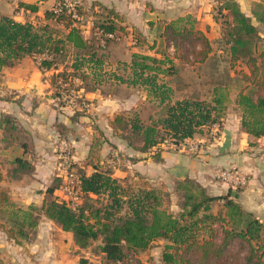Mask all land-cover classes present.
<instances>
[{"label":"trees","instance_id":"trees-1","mask_svg":"<svg viewBox=\"0 0 264 264\" xmlns=\"http://www.w3.org/2000/svg\"><path fill=\"white\" fill-rule=\"evenodd\" d=\"M224 3L228 9L227 13L222 14L225 17L224 37L230 44L231 57L239 59L245 56L249 68V71L243 72L247 85L239 90L235 101L241 110L244 129L260 137L264 135V49H259V45L251 41L258 32L253 17L242 10L237 0ZM97 4L107 15V19L99 24L102 36L109 39V33L125 29L114 7L101 2ZM24 5L34 11L38 9L36 4ZM82 13V7H78L77 14L80 16ZM254 13L264 23V11L254 8ZM185 16L170 20L161 28L159 34L165 42L162 56L133 52L129 65L132 75L128 80L120 78L131 84L142 85L150 96L166 105V113L158 122L151 124H145L138 112L130 119L120 113L114 117L113 124L117 123L118 127L130 125L132 134L140 139V143L130 139L129 144L141 151L157 146L168 137L177 145L181 139L193 136L204 126L221 123L227 113V96L223 90L217 88L210 99L183 97L172 101L174 89L160 77L176 71V58L197 63L205 61L213 51L209 36L195 25L191 15H187L191 21L189 24L179 23ZM45 17L46 20H62L68 28L65 35L58 34L48 22L37 25L33 21H20L7 15L0 18V73L25 55L39 57L44 70L59 69L51 75L55 86H60V80L72 84L74 77H80L81 69L83 76L87 73L94 76L101 70L105 71V59L100 52L104 50L105 44L86 38L80 25L66 10L56 12L54 7L47 9ZM192 38L201 39L202 43L184 49L181 40ZM250 42L251 45H248ZM169 47L173 48V53ZM69 48L75 50V57L70 64L65 58ZM80 114L86 112L77 109L72 117ZM2 121L16 128L12 115H3ZM94 127L96 130L99 125ZM59 130L60 134H65L70 129L60 123ZM121 136L127 137L124 134ZM99 145L94 131L87 159L83 167L77 169V173L83 195L91 197L107 193L110 201L103 208L94 207L85 201L74 209L62 196L63 177L58 172L59 183L49 185L46 189L53 195L51 199L46 200L45 197L40 207L30 204L27 208L13 210L19 225L18 231L22 235L28 236L24 227L26 224L30 227L39 224V215L33 210L41 208L64 230L72 231L80 247H88L93 240L102 237L99 250L107 264H147L139 254L160 237L168 239L161 254L164 264H264V220L233 198L232 191L229 196L212 195L199 181L186 177L176 181L178 188L185 189L182 211L168 210L163 207L159 185L145 180L144 184L137 185L133 190L127 185L131 184L130 177L119 178L113 174V169H103V160L97 153ZM96 157L97 161L94 160ZM90 159L93 162L88 163ZM15 161L25 170L33 167L25 158L18 157ZM88 166L93 167L91 173L87 171ZM192 187H197L198 191L192 190ZM3 201H9L5 189L0 190V204ZM125 204L128 211L121 214L118 210ZM215 204L217 207L214 210ZM201 229L203 233L200 238L197 234ZM82 262H88V259L83 258ZM0 264H9L1 254Z\"/></svg>","mask_w":264,"mask_h":264},{"label":"crops","instance_id":"crops-1","mask_svg":"<svg viewBox=\"0 0 264 264\" xmlns=\"http://www.w3.org/2000/svg\"><path fill=\"white\" fill-rule=\"evenodd\" d=\"M56 1L0 0V18L7 15L16 20H29L37 24V18L46 20L45 11L53 8ZM79 1L95 4L101 2L115 8L120 21L125 25L124 30H129L126 35L129 39L128 46L119 53L116 59L127 63L131 62L135 51L162 55L160 52H155L156 46H149L146 50V48H141V45H136L131 36L135 30H141L148 36L147 38L151 37L154 42L158 39L159 42V37L156 36V31L159 29L157 19L163 16L172 20L179 16L191 15L195 20V25L209 36L213 47L214 41H220L219 43L221 40L225 41L223 38L225 26L214 10L217 4L218 11L227 13L228 9L224 3L227 0H207L210 1L208 4H205L206 0ZM147 1H151L148 6L147 3L145 4ZM237 1L242 10L252 16L254 23L258 25L259 21H255L253 6L256 0ZM24 3L36 4L38 9L34 11ZM124 30H121V33ZM169 50L173 48L169 47ZM215 51L214 49L203 62L209 60ZM39 59V57L25 55L1 71L0 95L8 92L16 95H12L11 98L0 96V175L3 176L0 184H9L11 189L18 187L23 194H26L25 200L40 206L46 197L47 187L58 173L56 149L60 136L59 124H66L70 129L69 133L75 135L72 143L74 149L76 147V161L81 162L87 158L91 134L89 133L90 128L83 126L79 121H74L70 109L55 106L47 96L49 77L54 69L45 71L40 66ZM107 63L108 60L105 59L103 70L108 69ZM197 64H201V61ZM109 67L116 68L114 63H111ZM197 76H201V73H197ZM114 77L121 81L116 75ZM162 78L174 89L172 101L189 96V94H183L188 89L181 90V86H186L179 82V80L185 81L182 75H165ZM125 83L128 87L127 91L121 87L122 89L117 90L118 92H110L105 89V84L100 83L97 87L84 89V93L95 100L94 110L101 119L109 116L113 123L116 114L137 109L143 101L147 106L154 103L160 104L159 100L150 96L143 87L145 93L141 95V89L136 86L139 84ZM17 96L22 98L17 99ZM3 115H12L16 128H11L3 122ZM101 119H99L100 122H102ZM213 124L204 126L191 136L198 142V147L193 151L181 148L179 144L175 145L169 141H163L147 151H141L131 146L129 142L117 140L119 153L125 155V158L124 163L120 164L113 174L119 178H125L129 177L130 173L135 178H142L153 184H159V186L190 177L198 180L212 195L226 194L230 190H236V196L232 195V197L264 220V213L261 210L264 208V135L256 137L244 129L241 122V110L236 101L228 106L223 121L218 123L219 133L216 137L212 134ZM104 125H109L107 119ZM18 157L27 159L33 165L32 169L25 170L19 167L15 161ZM232 167L239 168L248 177L247 183L237 189L229 181L220 177L218 172L220 169ZM216 207L217 204L213 209L215 210ZM160 242H163V239L158 238L151 246L141 251L139 256L142 260L147 263V258L155 254V260L151 262L157 261L156 264H164L161 259L162 251L158 253Z\"/></svg>","mask_w":264,"mask_h":264},{"label":"rangeland","instance_id":"rangeland-1","mask_svg":"<svg viewBox=\"0 0 264 264\" xmlns=\"http://www.w3.org/2000/svg\"><path fill=\"white\" fill-rule=\"evenodd\" d=\"M58 1L61 0H57L55 3ZM75 1H77L78 5L80 4L77 6L76 3V10L78 7H82V15L74 16L69 11H66V13L70 14L71 18L75 20V23L80 25L86 38H89L92 41L97 40L95 41L96 43L101 42L102 44H105L104 50H100V52L102 51L101 53H103L104 59L108 60L106 65L108 69L105 71L101 70L99 73H97V75L94 76L88 73L84 74L83 76L84 72L81 69L80 77H74L72 84L68 82L61 87L53 85L52 78L50 77L49 92L47 93V96H49L54 105L68 108L72 111V113H75L77 109L86 112V114L74 116V121H79L83 126L90 128V131H88L91 134V142L95 131L96 137L99 139L100 144L97 148V153L99 154L100 160L102 159L104 161H102L104 166L103 169H113V172H116V170L119 168L118 166L124 163L125 158V155L119 153V147L116 141L122 140L125 143H128L130 139L135 140V142H140V139L135 134H132L130 125H126L122 128L118 127L117 123L113 124L112 119L109 116L101 119V117L96 113V110H94L95 100L89 98L84 93V89L97 87L100 83L105 84V89L109 90L110 92H118L117 90H121V87L127 91L128 87L125 85V81H118L114 76L116 75L118 78L122 77L125 78V80H128V78L132 75L131 69L129 67L130 63H127L126 65V63H124L125 61L116 59V57H119V53L125 50L128 46L129 39L126 37V35L129 33V30H124L122 33L121 30H118L113 36L109 34V39H106L105 36H102L99 29V24L107 19L104 9L94 2L85 3L79 0ZM149 3H151V1L145 2L147 6ZM208 3H210V1L206 0L205 4ZM253 6L259 11H264V0H256ZM214 12L216 16L220 17V19L224 22L225 17L222 15L223 12L217 10V4L215 5ZM190 17L192 18V16ZM190 17L186 15L185 19L180 20L179 23L183 24L187 22L189 24L191 21H189L188 18ZM174 19H178V17ZM37 20V25L48 22L51 27L55 29V31L60 35H65L68 30L62 20H57L55 18H49L45 21L41 18H37ZM168 21L170 20L164 16L157 19L159 29L156 31V36L159 37L160 41L158 42V39L156 40L155 45L157 50L155 52L161 53V51L164 50L165 42L159 33L161 28H163V26ZM255 21H259V24L257 25L258 32L252 36L251 41L256 42L257 45H259V49H264V23L258 20L257 17H255ZM150 25H152V23H150ZM131 37L133 43L136 45H141V48H146V50L149 48V46L153 45L154 42L151 37L147 38L148 36L145 35V33L141 30H135ZM223 38L225 39V37ZM214 42L215 45L213 50L215 49L216 51L214 54H212L209 60L206 62L202 61L201 64H197L196 62L188 63L179 58L175 59L177 66L175 65L174 69L176 71L170 75H182L185 81L179 80V82L184 83L186 86H181V90L185 91L188 89L183 93L189 94L188 97L210 99L217 88H219L220 91L223 90L227 96L225 101L228 107L233 105L235 102L239 90L247 85V81L243 77V72L249 71V68L246 63L245 56L239 59H233L231 57L230 45L226 39L225 41L221 40V43H219L220 41ZM181 43L183 44V48L186 49L190 48L194 44L198 46L202 42L201 39L192 38L188 40H181ZM248 45H251V42ZM220 49L223 50L220 52ZM170 51L173 53V50ZM65 55L66 62L70 64L75 57V50L69 48ZM111 63H114L116 67L115 69L109 67ZM193 65L196 66L194 67ZM113 73L116 74L114 75ZM118 73H120V75H117ZM197 73H201V76H197ZM1 75L2 73H0V77ZM163 76L165 75L160 77ZM64 86L70 87V95H68V90ZM136 86L141 89L140 94L143 95V93H145V90L143 89L145 88L140 84ZM14 94L15 93L10 94L8 92L4 93L2 96L11 97ZM52 94L54 97H51ZM77 94H79V96ZM21 98V96H17V99ZM140 110L141 112H139ZM135 112L143 115L142 118L145 124H151L158 122L160 117L166 113V105L154 103L151 106H147V104L145 105V101H143L141 105H139V108L131 109L120 114H123L125 117L130 119L133 117ZM99 119H101L102 122H100ZM106 119L108 120L109 125H104ZM94 125H99V128L95 130ZM69 132L70 131H67L65 134L61 133L59 138L66 136L71 141H73L72 138L75 135H71ZM122 134L126 135L127 137H122ZM165 141L171 142V138L168 137V139ZM74 151L76 154V147ZM86 159L81 162L76 161L75 169L80 170L83 167L84 161H86ZM94 160L97 161V157ZM91 161L92 160L90 159L88 163ZM86 168L88 172L93 170L92 166H88ZM57 171L59 172L60 169L58 168ZM129 177L131 178V184L129 183L127 185H129L133 190L138 187L137 185L144 184L145 182V180L142 178H135L133 177V174L130 173ZM2 179L3 176L0 175V181ZM59 180V177L55 175L54 180L50 185H53L54 183L58 184ZM240 186L241 185H238L234 188L237 189L240 188ZM192 188V190L198 191L197 187ZM1 189H5L7 191L9 195V201H3V203L0 204V254L7 260L9 264H107L105 258H103V254L99 250V245L102 243V237L93 240L91 245L88 247H80L74 242L75 238L73 232L64 230L55 220L48 217L41 208L33 210L39 215V224L36 227H30L26 224L24 227L25 231L28 233V236L25 237L22 235L18 231L19 225L17 224L16 216L13 214V210L17 209L18 207L27 208L30 204L35 203H30V201L25 200L24 197L26 194H23L18 187L11 189L9 184H0V190ZM159 189L163 198V207L175 212L182 211L181 203L184 200L185 189L178 188L176 182L159 186ZM230 191H228L225 195L229 196ZM61 193L63 198L66 200L68 195L64 193L62 189ZM45 195L46 200H49L53 197V195L47 192V190ZM70 197H72L71 193H69V197L67 199H70ZM110 199L111 198L107 195V193L95 194L91 197L82 194L78 198V203L80 205L86 201L88 204H92L94 207L103 208L105 204L110 201ZM261 210L264 213V208ZM118 211L121 214H126L128 211L126 204L123 205ZM19 214L21 215V212H19ZM91 219L94 221L93 217ZM202 230L203 229H201V232L197 234V236L200 238L203 233ZM160 239H163V242L159 243L158 253H160V251L163 252L165 244L168 242V239L164 237H160ZM154 255L147 258V264L157 263V261L151 262L155 260ZM83 258L88 259V262L83 263Z\"/></svg>","mask_w":264,"mask_h":264},{"label":"built area","instance_id":"built-area-1","mask_svg":"<svg viewBox=\"0 0 264 264\" xmlns=\"http://www.w3.org/2000/svg\"><path fill=\"white\" fill-rule=\"evenodd\" d=\"M54 10L56 12L66 10L72 13L74 16L78 15L77 10H76L75 0L58 1L54 5ZM109 34L111 36L114 35V33H109ZM51 69H54V72L59 70L57 68H51ZM49 81H50V77H49ZM67 83L68 82L66 81L60 80L59 81L60 86L58 87H61ZM65 88H67L68 95H70V91H71L70 87L66 86ZM77 95L79 96V94ZM218 133H219L218 123H214L213 128H212V134L214 137H216ZM57 143L58 144H57L56 150H57V156H58V168L60 169L59 173L63 177L61 189L64 191V193L68 195L66 197V201L74 209H77L79 206L78 198L83 194V192H82L81 184H80L81 180L79 178L77 170L75 169L76 159H75L74 145L72 141L66 136L60 137ZM178 144L181 148L189 149L190 151H193L198 147L197 140L193 139V137L191 136L181 139L178 142ZM218 172H219V176L222 177L224 180L229 181L232 186L244 185L248 181L247 175L242 173V171H240V169L237 167L223 168V169H220ZM69 193L72 194V197H70V199H67L69 197Z\"/></svg>","mask_w":264,"mask_h":264},{"label":"water","instance_id":"water-1","mask_svg":"<svg viewBox=\"0 0 264 264\" xmlns=\"http://www.w3.org/2000/svg\"><path fill=\"white\" fill-rule=\"evenodd\" d=\"M232 195H233V196H236V190H233V191H232Z\"/></svg>","mask_w":264,"mask_h":264}]
</instances>
